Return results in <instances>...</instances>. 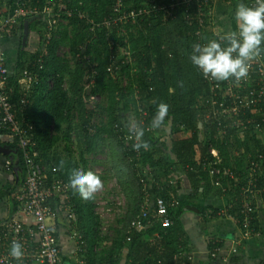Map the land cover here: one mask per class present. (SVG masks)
Here are the masks:
<instances>
[{"label": "trees", "instance_id": "trees-1", "mask_svg": "<svg viewBox=\"0 0 264 264\" xmlns=\"http://www.w3.org/2000/svg\"><path fill=\"white\" fill-rule=\"evenodd\" d=\"M26 1L29 8L39 10L38 14L33 16L44 28V51L34 57L32 64L45 52V69L40 74V85L36 86L30 95L26 116L34 126L39 161L48 168L46 182L53 183L55 178L69 187V192L65 194L68 196L65 203L57 194L53 195L54 202L52 198L50 203L59 214L62 205L70 206L73 219H68L66 227L70 231H77L86 241L87 253L83 259L87 264H120L122 257L126 259L125 264H192L193 257L188 252V240L180 220L183 212L188 208H195L205 221L207 217L213 219L229 215L240 222L241 188L244 185L240 178L245 176L250 161L258 154H264V141L259 139L255 132L242 137L235 129L229 131L226 137H222L215 128L208 132L206 137L203 136L204 131L208 129L202 108L207 89L199 70L192 65L190 59L188 60L192 50V30L183 22L172 23L163 28H157L158 24L150 28L146 22L137 23L130 25L126 35H122L116 29L110 32L100 29L92 33L88 20H81L77 16L67 19L64 16L67 24H60L58 28L48 30L47 19L42 14L47 0ZM64 1L69 9H80L96 21L109 15L112 9V0ZM14 4L15 0L10 6L15 9ZM15 29L16 27L13 30ZM136 33L138 37L135 39ZM48 35L51 36L50 39ZM111 43H114L113 48ZM133 44L137 47H133ZM127 47L134 59L133 64L124 65L118 75L114 76L109 71L110 56L119 54L121 50L126 52ZM61 48L70 50L72 58L77 61L74 66H70V61L59 56ZM77 55H80L79 59ZM84 57H89L90 60L86 62ZM93 67L97 70L96 81L92 88L86 91V95L106 98L105 109L109 121L106 124L91 125L93 112L89 111L87 116H80V119L77 117L79 123H75V112L80 113L79 108L85 107L82 101L84 79L93 74ZM18 69L19 72L25 69L21 60ZM135 70L138 72H134ZM124 75L129 78L128 86L124 83ZM17 76L12 75V85L16 84ZM50 81L53 83L51 87ZM19 98V89H16L12 102L17 104ZM160 103L169 106L168 116L161 127L153 128L152 119ZM131 107H134L138 115V125L144 129L142 141L138 143L146 141L147 149L137 150L133 147L137 143L126 141L129 125L125 116ZM140 110L146 111L147 116L143 117ZM167 126L171 128L168 136L170 145L161 143L155 137L157 131ZM178 126H183L184 132H188L190 136L177 140L175 135L179 133ZM104 134L114 140L113 143L123 155V163H129V167L133 169L131 178L135 186L126 188L129 212L123 221L125 229L117 231L111 250L99 253L95 250L101 243L100 218L95 212L96 207L92 199H82L69 186V177L74 169L90 171L86 156L103 144L101 140ZM74 137L79 142L78 159L73 150ZM14 146L22 158L20 149ZM212 146L219 151L222 159L215 167L228 169L236 174V179L226 177L222 188L214 187L208 172L203 169L204 163L212 165L213 159L209 153ZM116 167L118 171L122 169L120 165ZM147 167L150 171L146 172ZM175 174L182 175L183 181L182 177L175 180ZM144 183H147L151 197L179 201L177 209L170 213L173 220L171 227L156 223L144 231L131 229V223L139 215L144 200ZM258 185L259 189H264V179L260 180ZM184 186L188 187L185 195L181 194ZM224 188L229 190L224 191ZM211 192L225 196L228 203L225 209L205 207L196 203L197 198ZM261 197L264 198L262 195ZM256 206L254 200V236L258 232ZM219 246H223V243L213 240L209 244L210 252H214Z\"/></svg>", "mask_w": 264, "mask_h": 264}, {"label": "built area", "instance_id": "built-area-1", "mask_svg": "<svg viewBox=\"0 0 264 264\" xmlns=\"http://www.w3.org/2000/svg\"><path fill=\"white\" fill-rule=\"evenodd\" d=\"M244 1L248 6L255 5V0ZM210 5L211 0H143L140 3L134 0H112L111 13L96 21L80 9H69L64 0H47L42 14L47 19L48 30L65 24L64 16L67 19L77 16L81 20H88L92 33L100 29L109 32L116 29L122 35H126L130 25L137 23L146 22L150 28L158 24L157 28H163L172 23L183 22L192 30L190 42L193 47L197 43L203 45L209 40H219L223 36L212 30L208 24ZM14 6L15 9L9 7L6 12L0 11V144L3 139L9 138L21 151L26 180L16 196V201L20 205L21 212L32 217L35 224L27 225L17 219H9L0 224V264H17V261L9 255L13 242L22 245L24 255L21 264H62L59 241L56 237L60 214L51 206L50 200L54 194L69 192V187L61 180L54 183L53 190L47 187L46 169L39 161L34 126L26 116L30 95L34 88L40 85V74L45 69L43 58L45 52L39 55L35 63L30 65L31 67L18 72L16 84L12 85L10 81L12 74L3 48L4 32L17 27L22 17L37 15L39 10L29 8L26 0H15ZM47 37L51 38L50 35ZM111 47H114V43H111ZM127 49L126 52L121 50L119 54L110 56L109 71L114 76L118 75L124 65L133 64L134 59L131 57L129 47ZM77 58L79 59L80 55H77ZM84 60L87 62L90 58L84 57ZM199 74L207 89L202 106L207 132H212L215 128L222 137L229 135L232 129L237 130L242 137L255 132L257 137L264 141V55L250 62L247 78L239 83L233 80L215 81L205 78L200 72ZM124 82L126 83L125 78ZM52 85L50 81V87ZM16 89H19L20 93L17 104L12 102ZM91 100H95L94 96ZM140 112L143 117L147 116L146 111L140 110ZM181 128L185 130L183 126ZM126 141L139 142L130 131L126 134ZM209 153L213 159L212 165L204 163L203 169L208 172L214 187L222 188L226 177L236 179L233 171L215 167L222 161L216 148L212 146ZM10 165L8 163L7 167L10 168ZM146 169L150 171V168ZM241 179L244 182L240 199L242 220L238 222L241 237L235 242L237 246L233 249L234 252L243 241L251 239L255 233L254 200L257 195L264 197V189H259L258 185L260 180L264 179V154H258L250 161L247 172ZM143 186L144 200L139 215L131 223V229L144 231L156 223H161L163 227H171L173 220L170 213L173 209H177L179 201L177 199L168 201L162 197L153 198L148 193L147 183ZM122 205L119 203V206ZM109 209L110 207H108L110 213ZM68 219H73L71 211ZM72 234L76 241V255L79 257L76 264H87L83 259L87 253V243L77 231H72ZM219 243L223 242L219 241ZM222 249V246H219L214 252H210L211 258L218 259ZM223 262L227 263L228 258L224 257Z\"/></svg>", "mask_w": 264, "mask_h": 264}, {"label": "crops", "instance_id": "crops-1", "mask_svg": "<svg viewBox=\"0 0 264 264\" xmlns=\"http://www.w3.org/2000/svg\"><path fill=\"white\" fill-rule=\"evenodd\" d=\"M12 1L0 0V11L6 12L11 7ZM240 3L247 5L244 0H211L208 23L211 29L221 35L234 31L236 29L234 13ZM39 22L35 16H25L22 17L15 30L4 32L3 48L12 75L19 72L20 60L23 67H29L34 57L39 52L44 51L42 42L44 28ZM72 140L74 141V138ZM262 145L264 146V143ZM63 147L64 144L61 148ZM22 159L10 139H3L0 144V224L9 219H17L27 225L35 224L32 217L21 212L16 201V196L23 188L26 180ZM8 163L11 164L10 168L7 167ZM40 163L47 171V166L42 161ZM52 181L53 183L47 182L48 188L52 189L57 180L53 178ZM229 188L225 189L229 190ZM187 189L188 187L184 186L181 194L185 195ZM57 195H60L63 203L68 199L65 194ZM52 200L54 202V198ZM255 200L258 212L257 235L243 241V244L237 247L236 252L233 249L237 246L235 242L241 237V231L238 221L233 216H217L213 219L207 217L208 219L206 218L205 221L195 208H188L183 212L180 220L187 236L188 252L193 257L192 264H264V199L261 195H257ZM195 201L198 205L211 208L225 209L228 204L225 196L221 197L212 192L200 196ZM59 211L61 212L57 221L56 237L59 241L62 264H76L79 258L76 255V241L72 231L66 227L71 208L65 204L60 207ZM213 240L223 242L221 256L216 261L212 260L209 250V244ZM224 257L228 258L227 263L223 262Z\"/></svg>", "mask_w": 264, "mask_h": 264}, {"label": "clouds", "instance_id": "clouds-1", "mask_svg": "<svg viewBox=\"0 0 264 264\" xmlns=\"http://www.w3.org/2000/svg\"><path fill=\"white\" fill-rule=\"evenodd\" d=\"M236 29L226 32L219 40L213 39L201 45H193L189 59L192 65L205 77L215 81L233 80L235 83L247 78L250 62L264 55V0H255L254 6L240 3L234 13ZM169 106L160 103L151 126L159 128L168 116ZM130 133L142 141L144 129L129 125ZM137 150L148 148L146 141L134 144ZM69 186L82 199L88 200L101 188L100 178L91 171L74 169L69 177ZM10 257L21 264L24 255L22 245L13 242Z\"/></svg>", "mask_w": 264, "mask_h": 264}, {"label": "rangeland", "instance_id": "rangeland-1", "mask_svg": "<svg viewBox=\"0 0 264 264\" xmlns=\"http://www.w3.org/2000/svg\"><path fill=\"white\" fill-rule=\"evenodd\" d=\"M65 24H67V22H65ZM137 37L138 34H134V38L136 39ZM132 46L137 47L134 44ZM58 54L61 58L65 59L66 61H70V66H74L75 63H77V61L72 58L70 50L67 48H61ZM181 55L183 57L184 53L182 52ZM84 66H87L86 62ZM92 70L93 74H90L87 78L84 79L85 84L84 91L82 94V101L85 107L79 108L80 113L75 112V123H79L78 118L80 119V116H87L89 111H92L93 117L91 125H99L100 123L106 124L109 121V117L105 109V107L107 106L106 98L104 99L100 96L94 95L95 100H91V97L93 95H86V91H89L96 81L97 70L94 67L92 68ZM134 72H138V70H135ZM124 78L128 86L129 78L125 77V75ZM125 118L128 121V125H138V115L135 113L134 107H131L130 111L126 114ZM178 127L179 133L175 135V138L177 140H183L190 136L188 132H184L181 126ZM170 129L171 128L167 126L163 130L157 131L155 137L159 139L161 143L165 142L170 145L168 137ZM207 134L208 132L205 130L203 136L206 137ZM74 141L75 148H73V150H75V156L78 159V156L80 154V148H78L79 142L78 139L75 137ZM113 141V139H109L107 135L104 134L101 140L103 144L100 142V144L102 145L96 147L90 155L86 156V159L88 161V169L100 178L102 185L101 188L96 191L93 194V197L91 198L96 207L95 212L100 218L101 243L100 246L96 248L99 253H101L102 251L111 250L112 243L116 238L117 231H123L125 229L123 221L126 219L129 212V198L128 191L126 190V188L127 186H129L130 188L135 186L133 179L131 178L133 169L131 170V167H129L128 165L129 163H123V155L121 154L119 147L114 144ZM117 165H120L122 167L120 171L117 170ZM173 176L175 180H180V178L182 177V175L180 174H175ZM119 203L123 205L119 206ZM108 207H110V213L108 211ZM125 261V257H122L120 264H125Z\"/></svg>", "mask_w": 264, "mask_h": 264}, {"label": "water", "instance_id": "water-1", "mask_svg": "<svg viewBox=\"0 0 264 264\" xmlns=\"http://www.w3.org/2000/svg\"><path fill=\"white\" fill-rule=\"evenodd\" d=\"M202 127V125H200Z\"/></svg>", "mask_w": 264, "mask_h": 264}]
</instances>
